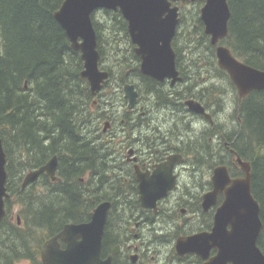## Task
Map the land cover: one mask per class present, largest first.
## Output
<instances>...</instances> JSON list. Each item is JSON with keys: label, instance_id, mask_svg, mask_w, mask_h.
Masks as SVG:
<instances>
[{"label": "trees", "instance_id": "obj_1", "mask_svg": "<svg viewBox=\"0 0 264 264\" xmlns=\"http://www.w3.org/2000/svg\"><path fill=\"white\" fill-rule=\"evenodd\" d=\"M62 2L0 0V136L8 155L6 185L10 193L6 199L7 214L0 221V264H43L40 252L44 240L68 222L89 220L93 209L104 200L96 194L86 198L84 186L77 178L87 164L94 168L100 165L103 159L97 146L104 143L85 138L88 131L95 134L101 129V120L93 119L94 95L88 81L80 75L81 54L71 48L65 30L54 16ZM203 3L204 0L193 2L197 13L188 25L184 23L186 4H181L180 24L173 42L177 65L186 83L185 92L179 94H167L162 82L141 72L127 21L119 10L94 12L100 65L110 72L103 89L114 87L112 105L124 100L122 88L133 82L141 95L144 86L150 95L157 99L165 96L170 104L178 100L180 105L188 98H196L206 105H217L215 112L222 113L229 105L228 94L213 81L222 77L229 82L235 97L230 103L235 112L234 127L230 130L231 126L221 125L219 135L222 142L231 141L237 153L251 164L253 194L260 204L263 222L258 244L264 252V89L238 99L236 86L219 67L215 46L205 32L200 18ZM229 5V32L222 43L239 59L264 70V0H229ZM183 35H188L185 46L180 44ZM102 92L98 95L105 96L106 92ZM205 140L202 135L194 140L189 132L190 156L211 162L212 166L227 164L233 174L240 172L235 154L216 160L212 156L215 151L208 148L209 141ZM55 153L60 155L66 176L58 185L59 191L53 192L50 186L49 196H43L30 194L19 184L14 188L13 182L20 180L24 171ZM13 203L20 206L15 216Z\"/></svg>", "mask_w": 264, "mask_h": 264}, {"label": "water", "instance_id": "obj_2", "mask_svg": "<svg viewBox=\"0 0 264 264\" xmlns=\"http://www.w3.org/2000/svg\"><path fill=\"white\" fill-rule=\"evenodd\" d=\"M195 1L197 0H63L54 16L65 30L71 48L80 52L83 60L80 75L89 82L93 95H97L110 72L100 66L101 54L92 17L95 11L119 10L127 21L135 53L141 60V72L160 82L169 79L175 84L183 80L173 46L180 22V6L175 3ZM231 15L229 0H204L200 8L205 32L215 46L218 65L229 74L241 100L253 90L264 89V70L239 59L222 43L229 32ZM124 92L129 107L133 108L138 99L135 85L125 84ZM185 104L192 112L211 118V114L198 99L189 98ZM180 158L179 155L169 157L164 164L166 169H162L167 171V175L161 172V178L152 176L142 179L140 199L143 206L157 209V198L165 195L174 185V176H170V170ZM236 160L243 175L232 177L226 164L216 166L212 177L213 189L203 197L202 206L209 209L217 203L220 193L225 195L217 208L212 230L180 236L176 242L179 254L196 252L207 259L210 249L215 247L217 254L204 264H264V252L258 244L263 222L260 204L253 194L251 164L239 155ZM57 162V156H53L39 169L28 172L24 177L23 187L36 180L43 171L56 179ZM6 163L7 155L0 137V221L7 213L5 200L9 197ZM162 184L163 190L154 197L143 190L147 185L158 187ZM111 207L112 201H102L93 209L90 220L69 222L58 234L47 239L41 250L43 264H113L117 248L106 258L102 257L103 236ZM18 223H21L19 216ZM61 241L65 243V247H62Z\"/></svg>", "mask_w": 264, "mask_h": 264}, {"label": "flooded vegetation", "instance_id": "obj_3", "mask_svg": "<svg viewBox=\"0 0 264 264\" xmlns=\"http://www.w3.org/2000/svg\"><path fill=\"white\" fill-rule=\"evenodd\" d=\"M175 4H180L181 13L182 3L177 2ZM139 63H141V60ZM162 83L166 88L167 94L170 92L179 94L183 91L185 92L186 89L184 88L186 83L183 80L172 84L171 80L166 79ZM183 88L184 90H182ZM103 99L102 95L101 97L99 95L94 96L92 103L93 108H98L102 111L105 108L111 110L108 116L102 115L104 126H102L101 122V129L96 130L98 133L96 134L106 141V144L97 146V149H99L97 151L103 160L99 162L100 165L96 168L87 164L83 169V174L77 177L78 181L84 186L86 198L96 194L98 198L112 201L103 236L102 257L106 258L117 248L118 251L113 255V264H204L217 254L215 247L210 249L208 257L205 259L196 252L179 254L176 250V240L183 235L188 236L201 231H211L214 226L217 208L221 205L224 198V194L220 193L216 204L209 209L203 208L204 195L213 189L212 178L205 180V175H208L205 172L210 174L212 168L206 171L202 170L201 175L197 173L200 165H204V162L190 156L188 132H190L194 140L201 139V135L205 140V137L208 136L206 140L209 143H207L208 141L206 143L209 146L211 141L217 144L219 149L213 152L212 155L216 157V160L228 159L227 154L229 156L235 154L233 158L236 160L237 153L233 150L232 142L229 140L222 142L220 139L221 124L217 118V112L215 113L214 106L206 105L201 101L206 111L211 114V118H208L205 114L190 111L185 104L186 100L182 101L179 99L182 102H180V105L177 103L179 105L178 108L176 106L174 109L171 108L169 116L158 109L156 117L160 123L155 124V126L150 125L152 126L151 128L145 127L142 123V119L146 118L145 112H141L138 108L134 110L128 104L123 103L121 107L124 108L126 106L128 109L120 116L115 117L116 115L114 116L113 113L116 110H120L119 104L112 105L110 98L104 99L105 101ZM140 99L141 97L138 96L136 106L141 105ZM158 100H163L159 102V105H165L164 102L167 99L162 96L158 97ZM166 103L170 104L169 102ZM109 106L113 107L108 108ZM131 110L133 112H130ZM174 117L176 118L175 121L172 120ZM196 125L199 126V129L195 128ZM96 134L88 131L85 138L93 142L97 137ZM222 152H225L226 155L223 156ZM172 155L181 156L180 159L174 162L173 168L170 170V176H174L173 187L168 189L165 195L157 198V209L143 206L140 199L142 179L152 176L153 178H161L163 174L167 175V171L162 169H166L164 164L168 162L169 157ZM53 156H57L58 161L55 173L56 179H53L47 171H43L36 180L22 187L25 175L32 170L39 169ZM59 160L60 155L55 153L42 164L27 169L23 172L20 180L15 179L16 181L13 182L14 188H18L19 184L22 190L26 189L30 194L41 193L43 196H49L48 193H51L50 186H53V192L59 191L58 185L64 181L65 176L62 173L64 170L62 165L60 166L61 162ZM162 165L164 166L161 168ZM236 165L239 166L238 162ZM156 171L160 172L156 173ZM187 172H190L189 176L193 179L196 178L195 181L197 182L194 184L195 181H190V178L182 187L180 179ZM66 174H68L67 171ZM230 174L232 177H237L243 175V171L240 168L238 174H233L231 171ZM193 189L197 192H194ZM143 190L154 197L157 192L163 190V184L158 187L147 185ZM190 197L198 200L197 205H189V202H191L189 200ZM15 214L16 211H14V216ZM50 237L46 238L44 242ZM61 243L62 247H65V243L63 241Z\"/></svg>", "mask_w": 264, "mask_h": 264}, {"label": "rangeland", "instance_id": "obj_4", "mask_svg": "<svg viewBox=\"0 0 264 264\" xmlns=\"http://www.w3.org/2000/svg\"><path fill=\"white\" fill-rule=\"evenodd\" d=\"M196 7L197 6L195 4H193V2H191L190 4L189 3H186V5L184 7V12H185V15L184 16H185V19H186V21L184 22L185 24L188 25V24H191L194 21V14L197 13V8ZM184 32H186V31H184ZM181 39H180L181 40L180 41V44L183 45V46H185L186 45V39H188V35H183L181 37ZM213 82H214V84H217L218 86H221L225 90V93L228 94V96L226 97V99L228 100L229 105H230V103L232 105L233 104V99H234V92H233V88L231 87V85L229 84V82L226 79H222V77H220L218 79H215ZM127 83H130V82H127ZM127 83H125V84H127ZM210 83L212 84V82H210ZM142 87L144 88V91H143L142 95H141V93H138V96L141 97V99H140L141 105L136 106L137 103H135L133 109L135 110L136 108H138V110H140L141 112H145L144 114H146L145 115L146 118L145 119H142V121H143L142 123H143V125L145 127H151L152 128V126H150V125L155 126V124L160 123L159 122V119L156 117V113L158 112V109L163 114H168V116H169V112L171 111V108L174 109L175 106L178 108V105L177 104L175 105V102L178 103V100L173 101L171 104H168V103L164 102L165 105L164 104L159 105L160 104L159 102H162L163 100H161V101L158 100L157 97H154L153 95H150V92H148L146 90L147 88H145L144 86H142ZM122 91H123V96L125 97L124 86L122 88ZM165 91H166V88H165ZM105 92H106V95L103 96L104 99H106V98L109 99L112 96L113 92H115V89H114V87L106 88L105 90L103 89V92L102 93H105ZM170 97H172L171 94H170ZM234 102H235V100H234ZM123 103L124 104H129L128 99L126 97L124 98L123 101H120V103H119L120 110L114 111L113 115H116V117L117 116H120L121 114H123L125 112L126 109H128L126 106H124V108L121 107ZM212 104H210V105H212ZM214 105H212V106H214ZM229 105H227L225 108L222 109V113L221 112H217V118H218L220 124L222 125V127L223 126L227 127V125L229 127V126H231V124L234 125V119H235L234 110H233V107L231 105H230L231 107H229ZM215 106L217 107V105H215ZM112 107L113 106H109L108 108H112ZM95 109L96 108H94V111H96V113H94L95 117H99V116L102 117V115L108 116L110 114V111H111V110H109L107 108H105L104 111H102L101 109H98V110H95ZM130 112H133V110H131ZM175 119H176L175 117L172 118V120H174V121H175ZM100 120L102 122V126H104V118H102ZM195 128L196 129H199V126L196 125ZM194 137H195V135H194ZM210 144L211 145L210 146L208 145L209 146L208 148H210V149H212L214 151H217L219 149V147L217 146V144H215L213 142H210ZM205 145L207 146L206 143H205ZM222 155L225 156L226 153L225 152H222ZM218 165L212 166V165H209V162L205 161L204 165H202V164L200 165V169H198V170H200V172H198V170H197V173H199V175H201V171L202 170H205L206 171L207 169L212 168L210 170V174L207 173V172H205V174H208V175H205V177H204L205 180L206 179H210V178L213 177L214 169ZM189 175H190V172H187V173L183 174V176L181 177L180 183H181V186L182 187H183V185L186 182L189 181L190 178H191L190 181H195L196 178L193 179ZM196 177H198V176H196ZM196 182L197 181H195L194 184ZM189 185H193V184H189ZM193 191H194V189H193ZM194 192H197V191H194ZM224 198H225V195H224ZM224 198H223V200H224ZM189 200L191 201V202H189V205H191V204L192 205L193 204L197 205V202H198L197 199H193L192 197H190ZM223 200H222V202H223ZM12 209H13V211H17V210L20 209V206L18 204H16V203H13L12 204ZM176 242H177V240H176ZM18 264H29V262L28 261H21Z\"/></svg>", "mask_w": 264, "mask_h": 264}, {"label": "bare ground", "instance_id": "obj_5", "mask_svg": "<svg viewBox=\"0 0 264 264\" xmlns=\"http://www.w3.org/2000/svg\"><path fill=\"white\" fill-rule=\"evenodd\" d=\"M201 18V17H200ZM98 37V36H97ZM132 42V41H131ZM99 49V48H98ZM217 58V57H216ZM218 62V61H217ZM101 66V65H100ZM102 68V67H101ZM102 69H104V68H102ZM107 70V69H106ZM132 84H134L133 82H131ZM105 84V83H104ZM125 85V84H124ZM135 85V84H134ZM135 87H136V85H135ZM234 88H235V85L233 86ZM237 89V88H236ZM260 90H262V89H260ZM235 91H237V90H235ZM238 92V91H237ZM251 93V92H250ZM235 95H237V94H235ZM235 98V97H234ZM239 99V98H238ZM235 103V102H234ZM239 103V102H238ZM234 115H235V112H234ZM115 116V115H114ZM116 117V116H115ZM95 118V115L93 116V119ZM97 118H100L101 119V116L100 117H97ZM237 120V119H236ZM101 124V121H99L98 122V125H100ZM237 126V125H236ZM235 126V127H236ZM231 127L232 128H230V130H233V127H234V125L233 124H231ZM98 130V129H97ZM97 133V131L95 130V134ZM189 133V132H188ZM98 134V133H97ZM96 134V136H94V137H96V139L97 140H99L100 142H103L104 144H106V141L103 139V138H101V137H99L98 135ZM1 137V136H0ZM2 138V137H1ZM99 142V143H100ZM110 144H111V142H109ZM104 144H100V145H104ZM233 150L237 153V151L233 148ZM228 152V151H227ZM237 155H239V153H237ZM227 156H229L228 154H227ZM240 156V155H239ZM241 157V156H240ZM243 159V158H242ZM60 161V160H59ZM37 192H35V194H36ZM40 193V192H39ZM41 194V193H40Z\"/></svg>", "mask_w": 264, "mask_h": 264}]
</instances>
